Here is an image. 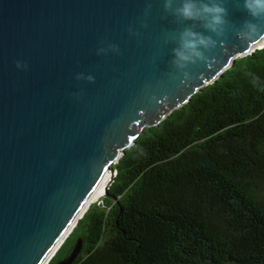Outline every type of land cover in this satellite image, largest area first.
Wrapping results in <instances>:
<instances>
[{"label": "water", "instance_id": "1", "mask_svg": "<svg viewBox=\"0 0 264 264\" xmlns=\"http://www.w3.org/2000/svg\"><path fill=\"white\" fill-rule=\"evenodd\" d=\"M241 5L225 0L228 31L183 77L171 37L192 22L164 0H0V264H48L142 131L264 48L235 36Z\"/></svg>", "mask_w": 264, "mask_h": 264}, {"label": "trees", "instance_id": "2", "mask_svg": "<svg viewBox=\"0 0 264 264\" xmlns=\"http://www.w3.org/2000/svg\"><path fill=\"white\" fill-rule=\"evenodd\" d=\"M48 264H264V48L145 128Z\"/></svg>", "mask_w": 264, "mask_h": 264}, {"label": "clouds", "instance_id": "3", "mask_svg": "<svg viewBox=\"0 0 264 264\" xmlns=\"http://www.w3.org/2000/svg\"><path fill=\"white\" fill-rule=\"evenodd\" d=\"M224 5L225 0H164L165 12L176 17L179 22H192L191 26L183 28L171 37L176 43V47L172 49V64L180 70L183 77L189 76L186 71L189 65L209 62L206 53L215 48L219 38L225 36L228 31L229 13ZM241 6L248 18L243 20L238 28L232 25L235 36L247 41L264 34V0H242ZM148 7L150 8V5ZM197 26L203 31H198ZM205 32L211 35H205ZM214 36L217 39H214ZM112 47L117 48L115 45ZM88 79L94 81L92 76Z\"/></svg>", "mask_w": 264, "mask_h": 264}, {"label": "bare ground", "instance_id": "4", "mask_svg": "<svg viewBox=\"0 0 264 264\" xmlns=\"http://www.w3.org/2000/svg\"><path fill=\"white\" fill-rule=\"evenodd\" d=\"M259 47L264 46V40L258 44ZM109 179V174H107L103 180V183L96 189L95 193L92 196V202H96L104 196V185L105 182Z\"/></svg>", "mask_w": 264, "mask_h": 264}]
</instances>
